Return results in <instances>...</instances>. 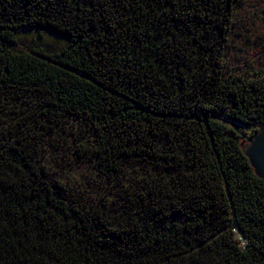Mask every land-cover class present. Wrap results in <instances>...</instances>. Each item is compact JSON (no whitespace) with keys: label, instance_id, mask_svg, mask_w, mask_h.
Instances as JSON below:
<instances>
[{"label":"trees","instance_id":"trees-1","mask_svg":"<svg viewBox=\"0 0 264 264\" xmlns=\"http://www.w3.org/2000/svg\"><path fill=\"white\" fill-rule=\"evenodd\" d=\"M243 1L0 0V264H264V180L243 152L264 48L249 63L263 40ZM23 30L66 42L26 51ZM65 118L106 184L89 206L37 165V134Z\"/></svg>","mask_w":264,"mask_h":264},{"label":"rangeland","instance_id":"rangeland-1","mask_svg":"<svg viewBox=\"0 0 264 264\" xmlns=\"http://www.w3.org/2000/svg\"><path fill=\"white\" fill-rule=\"evenodd\" d=\"M243 10L239 13L240 25L247 29L250 40L260 43L259 48L246 49L245 56L249 63L260 64L255 53L264 48V0H244ZM19 48L28 51L30 47L46 46L49 50L59 51L65 45V39L51 32L23 30L17 34ZM259 55V54H258ZM244 56V55H243ZM25 106V105H24ZM27 110L9 119L6 125H15L24 118ZM37 165L44 177L70 204L89 206L106 191V184L101 179L95 159L88 150L92 135L85 123L78 119L65 118L48 133L38 135ZM175 221L181 222L182 218Z\"/></svg>","mask_w":264,"mask_h":264},{"label":"water","instance_id":"water-1","mask_svg":"<svg viewBox=\"0 0 264 264\" xmlns=\"http://www.w3.org/2000/svg\"><path fill=\"white\" fill-rule=\"evenodd\" d=\"M246 140L247 144L243 147L244 155L255 175L264 180V123Z\"/></svg>","mask_w":264,"mask_h":264}]
</instances>
